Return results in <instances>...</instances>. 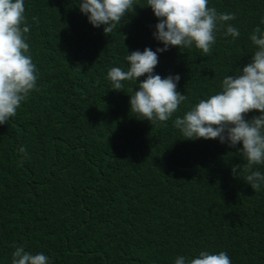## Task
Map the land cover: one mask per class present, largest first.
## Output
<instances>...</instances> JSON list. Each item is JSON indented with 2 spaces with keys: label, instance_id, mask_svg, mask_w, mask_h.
<instances>
[{
  "label": "trees",
  "instance_id": "16d2710c",
  "mask_svg": "<svg viewBox=\"0 0 264 264\" xmlns=\"http://www.w3.org/2000/svg\"><path fill=\"white\" fill-rule=\"evenodd\" d=\"M79 4L24 0L38 79L0 125V264H11L16 246L47 255L49 264H175L200 251L264 264V185L254 191L243 180L242 144L187 140L174 127L250 61V35L264 30V0H209L235 14L240 36L218 30L208 55L195 46L158 53L154 74H178L187 101L152 124L130 111L146 76L116 91L107 72L127 70L128 53L164 46L153 36L158 18L147 0H134L135 12L105 35Z\"/></svg>",
  "mask_w": 264,
  "mask_h": 264
},
{
  "label": "clouds",
  "instance_id": "9594fccd",
  "mask_svg": "<svg viewBox=\"0 0 264 264\" xmlns=\"http://www.w3.org/2000/svg\"><path fill=\"white\" fill-rule=\"evenodd\" d=\"M209 0H147L153 14L158 18L154 38L164 46L153 51L145 48L128 53L127 70L111 67L107 72L113 90L120 91L122 81L139 82L138 90L130 96V111L141 120L151 124L166 122L178 111L187 96L177 91L180 76L162 78L154 74L159 63L158 53L170 46L195 48L210 54L216 42V32L224 29L225 36L236 39L240 31L231 21L234 13L218 12L208 6ZM79 10L87 16L95 28L104 26L105 35L110 34L128 14L135 12L134 0H80ZM38 23V18L33 17ZM30 26L26 23L24 0H0V125L7 124L17 114L21 103L33 90H37V69L29 54L25 34ZM256 47L250 61L239 70L238 75L226 76L221 90L206 99H201L182 117L177 116L174 127L187 140L218 139L235 148L246 160L244 181L254 191L264 185V172L256 166H264V30L256 27L250 35ZM260 114L246 119L248 113ZM20 152L27 155L21 147ZM23 158V157H22ZM241 165L232 168L238 175ZM11 264H49L43 253L32 254L23 246H16ZM175 264H232L226 252L200 251L195 258L178 256Z\"/></svg>",
  "mask_w": 264,
  "mask_h": 264
}]
</instances>
